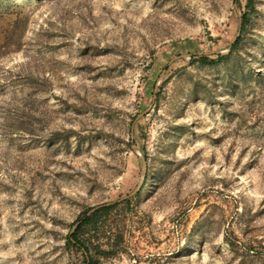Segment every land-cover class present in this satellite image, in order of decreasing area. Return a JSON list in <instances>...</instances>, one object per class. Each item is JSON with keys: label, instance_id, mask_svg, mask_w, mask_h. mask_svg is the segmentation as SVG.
<instances>
[{"label": "rangeland", "instance_id": "1", "mask_svg": "<svg viewBox=\"0 0 264 264\" xmlns=\"http://www.w3.org/2000/svg\"><path fill=\"white\" fill-rule=\"evenodd\" d=\"M244 3L0 0V264H83L67 233L141 156L96 264H264V0L238 75L190 63L229 48Z\"/></svg>", "mask_w": 264, "mask_h": 264}, {"label": "trees", "instance_id": "2", "mask_svg": "<svg viewBox=\"0 0 264 264\" xmlns=\"http://www.w3.org/2000/svg\"><path fill=\"white\" fill-rule=\"evenodd\" d=\"M254 6L255 0H245L238 17V35L232 42L230 50L227 54H221L219 52L212 54H196L192 56L190 63L202 66H219L224 65L228 62V60H231L232 64L226 68V72L232 76L238 75L237 71L233 72L232 70L233 68L239 66L240 62H238V59L243 57L241 51L244 49L245 45V32L251 25L252 14L255 10ZM153 87L154 83L152 85V88ZM160 92L161 89L159 88L158 92L156 93V98L160 95ZM146 159L147 156H144L145 161ZM140 191L129 198L116 200L107 206L99 207L88 216L86 213L89 209L82 211V213L75 220V223L79 222L78 226L72 233L68 232L66 235L64 244L66 252L71 256L73 254L79 253L82 257L83 264H96L100 258H108L118 254L120 250V243L117 238L112 241L111 239H108L105 245L98 241V236L99 234L104 233L103 224L109 214L120 206H129L132 199L140 195ZM94 238H97L96 243H94Z\"/></svg>", "mask_w": 264, "mask_h": 264}, {"label": "water", "instance_id": "3", "mask_svg": "<svg viewBox=\"0 0 264 264\" xmlns=\"http://www.w3.org/2000/svg\"><path fill=\"white\" fill-rule=\"evenodd\" d=\"M237 35H238V34H237ZM237 35H236V36H237ZM236 36H235V38H236ZM235 38H234V39H235ZM234 39L231 41L230 46H229V48H228L227 50L222 51V52H219V53H221V54H227V53L229 52V50H230L231 44H232V42L234 41ZM149 110H150V107H147L145 110H143L141 113H139V114L137 115V118H140V117L144 116ZM140 158H141L142 165H143V170H142L141 179H140L138 185L136 186V188H135L130 194L126 195L123 199H126V198H129V197L133 196V195L137 192V190L139 189L140 184H141V182H142L143 179H144L145 172H146V163H145V160H144V157H143V156H141ZM111 203H113V202H107V203H103V204H100V205H97V206L91 207V208L87 211L86 215L88 216V215H90L91 213H93L96 209H98L99 207L107 206V205H109V204H111ZM78 224H79V222H77V223H75V224L73 225V227H72L71 230H70V233H72V232L76 229V227L78 226Z\"/></svg>", "mask_w": 264, "mask_h": 264}]
</instances>
